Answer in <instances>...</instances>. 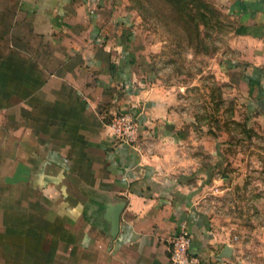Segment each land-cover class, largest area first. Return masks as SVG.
<instances>
[{"label": "crops", "instance_id": "obj_1", "mask_svg": "<svg viewBox=\"0 0 264 264\" xmlns=\"http://www.w3.org/2000/svg\"><path fill=\"white\" fill-rule=\"evenodd\" d=\"M219 1L227 67L264 119V0ZM138 22L128 0H0V264H169L183 228L201 264L238 260L184 180L189 134L135 48ZM118 109L140 120L135 146L110 138Z\"/></svg>", "mask_w": 264, "mask_h": 264}, {"label": "rangeland", "instance_id": "obj_2", "mask_svg": "<svg viewBox=\"0 0 264 264\" xmlns=\"http://www.w3.org/2000/svg\"><path fill=\"white\" fill-rule=\"evenodd\" d=\"M128 0L138 14L135 48L170 99L184 142V180L198 208L235 246V264H264V119L247 104L234 22L219 0ZM182 15V14H181ZM185 15V14H184Z\"/></svg>", "mask_w": 264, "mask_h": 264}, {"label": "built area", "instance_id": "obj_3", "mask_svg": "<svg viewBox=\"0 0 264 264\" xmlns=\"http://www.w3.org/2000/svg\"><path fill=\"white\" fill-rule=\"evenodd\" d=\"M107 127L115 143L130 147L137 144L141 123L133 111L118 109L113 112ZM191 241L192 235L186 228L172 235L167 245L169 264H201V258L189 252Z\"/></svg>", "mask_w": 264, "mask_h": 264}, {"label": "water", "instance_id": "obj_4", "mask_svg": "<svg viewBox=\"0 0 264 264\" xmlns=\"http://www.w3.org/2000/svg\"><path fill=\"white\" fill-rule=\"evenodd\" d=\"M123 207V203L118 204L117 206H115L112 209V213H111V224H112V233L113 235L116 234L117 229H118V224H119V215H120V211ZM231 254V248L229 245H225L223 248V251L221 253L222 256H226L229 257Z\"/></svg>", "mask_w": 264, "mask_h": 264}, {"label": "trees", "instance_id": "obj_5", "mask_svg": "<svg viewBox=\"0 0 264 264\" xmlns=\"http://www.w3.org/2000/svg\"><path fill=\"white\" fill-rule=\"evenodd\" d=\"M168 1L169 3L172 4V7L175 8L178 12H180V25H181V28L184 27V22H185V16L188 18V19H193L191 17V15L189 16V8H188V4L189 2L188 1H185V0H166ZM182 14V15H181ZM185 14V15H184Z\"/></svg>", "mask_w": 264, "mask_h": 264}]
</instances>
